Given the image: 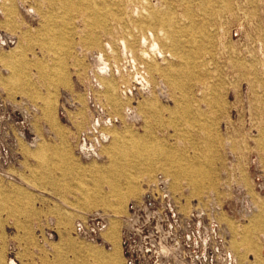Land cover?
Listing matches in <instances>:
<instances>
[{"label":"rangeland","instance_id":"obj_1","mask_svg":"<svg viewBox=\"0 0 264 264\" xmlns=\"http://www.w3.org/2000/svg\"><path fill=\"white\" fill-rule=\"evenodd\" d=\"M162 200L264 264V0H0V264H125Z\"/></svg>","mask_w":264,"mask_h":264},{"label":"built area","instance_id":"obj_2","mask_svg":"<svg viewBox=\"0 0 264 264\" xmlns=\"http://www.w3.org/2000/svg\"><path fill=\"white\" fill-rule=\"evenodd\" d=\"M125 221L120 234L125 264H243L217 223L206 221L197 208L183 213L178 201L142 202ZM103 229L96 216L75 225L79 237L92 241Z\"/></svg>","mask_w":264,"mask_h":264},{"label":"bare ground","instance_id":"obj_3","mask_svg":"<svg viewBox=\"0 0 264 264\" xmlns=\"http://www.w3.org/2000/svg\"><path fill=\"white\" fill-rule=\"evenodd\" d=\"M10 261V260H9ZM8 264H14L13 262H9Z\"/></svg>","mask_w":264,"mask_h":264}]
</instances>
